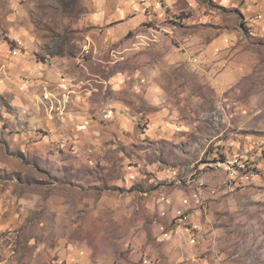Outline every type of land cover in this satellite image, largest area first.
<instances>
[{"label":"rangeland","instance_id":"obj_1","mask_svg":"<svg viewBox=\"0 0 264 264\" xmlns=\"http://www.w3.org/2000/svg\"><path fill=\"white\" fill-rule=\"evenodd\" d=\"M95 48L131 112L156 114L163 96L181 127L152 138L139 123L99 169L55 124H33L20 90L30 64ZM224 111L227 131L264 141V0H0V264H194L172 195L199 178L242 199L236 260L264 264V166L232 158L258 176L225 188Z\"/></svg>","mask_w":264,"mask_h":264},{"label":"crops","instance_id":"obj_2","mask_svg":"<svg viewBox=\"0 0 264 264\" xmlns=\"http://www.w3.org/2000/svg\"><path fill=\"white\" fill-rule=\"evenodd\" d=\"M86 57L87 60L77 57L56 59L42 65L30 64L28 76L31 82L26 89L20 90L24 92V100H29V107L33 108L30 111L33 124H55L53 129L56 132L52 137L64 139L66 144L72 145L80 154L96 156L98 169L114 164L110 157L122 154L117 145L140 138L142 131L139 123H147V128L144 129L147 137H168L170 134L181 133L177 122L170 123L162 118L168 112L162 103L163 96L158 97L156 104L161 106L157 108L156 114L142 116L131 112L127 103L116 97L120 94V87L116 82L121 75L112 74L109 78L110 85H103L101 67L96 64V48ZM60 75L69 80H83V83L71 87L60 82ZM108 102L110 109L101 114V107ZM21 104L23 106L26 103ZM229 118V111H224V130L213 137V141L216 140L214 144L220 146L226 155L225 167L236 157L249 160L256 167L264 166V159H260L261 155L264 156V147H260L264 141L238 132L239 127L227 131L233 125V119ZM222 173L225 176L226 169ZM233 177L234 181H245V176L237 170ZM239 182L235 184L236 187ZM220 185V181L211 185L206 183L203 196L198 197L194 185L189 182L186 186L187 193L178 191L172 195L179 206L177 214L180 216L176 221L189 237V255L194 264H238L235 253L238 252L239 243L233 237L241 233L239 230L245 229V219L241 215L243 208L239 206L243 202H239L242 199L234 196L221 195L224 191ZM213 252L217 254H210Z\"/></svg>","mask_w":264,"mask_h":264},{"label":"built area","instance_id":"obj_3","mask_svg":"<svg viewBox=\"0 0 264 264\" xmlns=\"http://www.w3.org/2000/svg\"><path fill=\"white\" fill-rule=\"evenodd\" d=\"M61 83L63 84H69L71 87H75L77 84L79 85V83H83V82H76V81H69L65 78H62ZM71 92V91H70ZM110 109V103L109 104H105L102 109L100 110L101 114H105L108 110ZM239 162L238 159H234L232 161L228 162V167H227V173H226V180L224 182V186L227 190H233L234 189V184L232 183L231 180H234L233 174L236 170L235 165ZM240 168L244 170V176L247 178H256L258 175L256 174L255 171H252L251 169L248 171L246 169V167L244 165H240ZM237 172L239 173V171L237 170ZM192 185H194V190L196 192V194L199 197L203 196V192L206 188V181H204L202 178L196 179L192 182Z\"/></svg>","mask_w":264,"mask_h":264}]
</instances>
